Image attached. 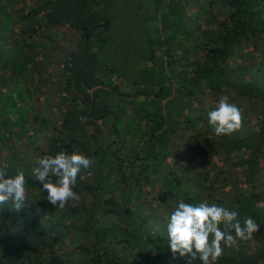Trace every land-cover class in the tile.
I'll use <instances>...</instances> for the list:
<instances>
[{
    "label": "trees",
    "instance_id": "trees-1",
    "mask_svg": "<svg viewBox=\"0 0 264 264\" xmlns=\"http://www.w3.org/2000/svg\"><path fill=\"white\" fill-rule=\"evenodd\" d=\"M37 1L0 0V109L11 101L14 120L20 115L7 128L0 110V167L24 173L27 196L20 210L0 205V264H189L173 255L166 230L180 202L253 218L259 231L222 245L218 264H264V0H195L191 14L192 0H151L147 51L136 64L143 75L131 87L97 76L117 0ZM65 31L78 33L73 51L59 49L72 44ZM225 95L244 102L242 127L217 137L207 113ZM60 151L93 161L77 178L79 199L64 208L46 200L31 172L35 156Z\"/></svg>",
    "mask_w": 264,
    "mask_h": 264
},
{
    "label": "clouds",
    "instance_id": "clouds-1",
    "mask_svg": "<svg viewBox=\"0 0 264 264\" xmlns=\"http://www.w3.org/2000/svg\"><path fill=\"white\" fill-rule=\"evenodd\" d=\"M207 117L217 137L230 135L242 127L243 113L226 95L220 97ZM92 164L93 161L82 154L60 151L54 156H35L31 172L42 185L41 190L47 193L46 200L54 207L64 208L69 201L79 199L73 190L77 178ZM25 185L23 172L10 176L6 166L0 167V205L11 201L14 208L20 210L27 201ZM166 230L173 255L190 257L189 264L197 256L202 264H218L223 254L222 245L233 247L238 241L252 239L259 226L251 217L241 222L237 211L214 203L180 202L171 212Z\"/></svg>",
    "mask_w": 264,
    "mask_h": 264
},
{
    "label": "rangeland",
    "instance_id": "rangeland-1",
    "mask_svg": "<svg viewBox=\"0 0 264 264\" xmlns=\"http://www.w3.org/2000/svg\"><path fill=\"white\" fill-rule=\"evenodd\" d=\"M30 1L32 3V0H30ZM34 1H37V0H34ZM38 1H37V3H38ZM194 2H195V0H192V2L190 4L185 6L188 14L193 13V10H191V9L196 8L197 4H194ZM140 3H141L142 8H138V6L136 4V0H117L113 4L114 20H113V23L111 26V30H110L109 36L106 40V43L100 48L101 49L100 51H97L98 54L96 57V60H97V66H96L97 76L99 77V79L101 81L103 80L102 82H109V81L114 82L115 79L117 78L118 80H121L122 82L124 80L127 81V86L131 87L133 78L141 80L140 75H143V73H139L137 71V69H139V67L137 66V68H136V64L140 60L139 55L142 52L147 51V46H148L147 44L148 43H147L146 32H147V27L152 24L149 21V16H151V14H152V5H151V0H146V2H144V0H141ZM200 17H201L200 20L202 23L205 20L206 16L202 14V15H200ZM177 27L179 28L178 24H177ZM55 30L56 31H54V33L63 31V29H57V28H55ZM152 31H153V29L150 30V32H152ZM66 33L70 37L73 38L72 44L69 46L68 44L66 45V43L60 42L58 44L59 49H63L64 51H66V49L68 48V50L71 49L73 51L76 49L77 44H78V40L76 39L78 37V33L76 31L75 32L74 31L73 32H66ZM192 34L194 35L193 32H192ZM63 50H62V52H60L61 50H59L58 52H55V54H56L55 59H57L60 62H62L63 58L65 57V55L63 54L64 53ZM5 52H4V50H1L0 51L1 56ZM253 57H257V55H254ZM49 62H50V64H52V61H49ZM175 62H177V61H175ZM177 64H178V62H177ZM149 67L150 66H149V63L147 61L141 62V68L146 69V71L149 72V73L144 74V76H146V77H148V74H150V72H151ZM111 70L113 71V73L111 72ZM168 70L164 71V74H165L164 76L167 78L172 76V73ZM130 82H131V84H130ZM125 85L126 84L124 83L123 86H125ZM176 85H177L176 84V78H174V80L171 82L172 90L177 88ZM57 88H58L57 86L54 88H49V90H48L49 95L56 97V89ZM24 90L26 91V89H24ZM25 91H24V93H25ZM13 96H17V93H14ZM41 99H43V97ZM40 101L42 102L43 100H40ZM229 101H230V99H229ZM53 102H54V104L52 102L51 103L58 108L60 104H58L56 99H54ZM7 103H9V104L7 105ZM19 104H21V103L19 102ZM176 104L177 103H174L173 105H176ZM243 104H244V102H241L240 106H238L241 109L242 113L244 111ZM3 105H5V107L0 109V110H2V116H3V112H4L5 115L3 116V118L6 117L5 120H7V123H8L7 128H9V127L12 128V127H14V125H15L14 123L16 122V120H18V118H20V115L17 119L14 120L15 114H13V113H15V111H16V108L14 106V102L3 101ZM36 105L39 108V110H41V111L46 110L45 109L46 105L43 102L37 103ZM56 107L55 108L53 107V110H52L53 114L52 115H51V112H49V115H50L49 117H51V120H53L54 122L57 120L58 115L60 114L58 112V110L56 109ZM178 107L179 106L177 105L174 108L177 110ZM31 128L34 129L33 130V133H34L36 131V127L33 126ZM14 129H16V128H14ZM29 132H30V130H28V131L26 130V133H29ZM34 135L35 136L37 135L39 137L44 136V138H46L50 135V132L38 130V133L34 134ZM22 137L25 138V137H27V135H24V136L22 135ZM36 141H38L37 138L35 139V142ZM42 143H43V141H40V140L37 142L38 145L42 144ZM217 161H218V166L225 167L226 164L222 163L220 158H215V162H217ZM191 172H192V169H191ZM231 173H232V175L235 174V172H231ZM240 188H243L242 185L239 186L237 189H240ZM225 191H229L227 186L224 188L223 191H220V193H224Z\"/></svg>",
    "mask_w": 264,
    "mask_h": 264
},
{
    "label": "crops",
    "instance_id": "crops-1",
    "mask_svg": "<svg viewBox=\"0 0 264 264\" xmlns=\"http://www.w3.org/2000/svg\"><path fill=\"white\" fill-rule=\"evenodd\" d=\"M99 123V122H98ZM109 124V123H108Z\"/></svg>",
    "mask_w": 264,
    "mask_h": 264
}]
</instances>
